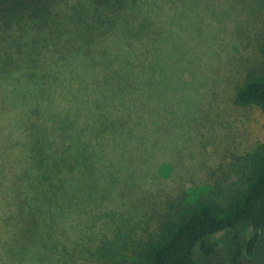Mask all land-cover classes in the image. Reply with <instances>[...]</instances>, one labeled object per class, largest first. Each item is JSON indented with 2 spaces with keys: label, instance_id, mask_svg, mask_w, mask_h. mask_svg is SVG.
I'll return each mask as SVG.
<instances>
[{
  "label": "trees",
  "instance_id": "1",
  "mask_svg": "<svg viewBox=\"0 0 264 264\" xmlns=\"http://www.w3.org/2000/svg\"><path fill=\"white\" fill-rule=\"evenodd\" d=\"M154 1L0 0V81L30 84L39 77L44 96L51 75L68 61L71 91L78 89L73 115L58 102H29L27 88L19 92L26 98L18 101L21 127L15 131L11 121L0 156V264L33 262L28 249L37 239L43 263L49 241L41 239V226L58 214L60 196L69 198L77 167L84 183L111 191L117 176L107 153L138 126L140 93L146 91L141 79L160 60L151 35L158 23L164 25L165 10ZM260 29L264 57V25ZM235 100L264 107L262 69L246 74ZM0 102L6 110L8 102ZM181 192L164 200L149 231L122 229L107 216L108 234L94 246L89 264H210L216 250L210 238L221 231L230 235V264H264V254H257L264 234V144L236 155L193 197ZM244 224L250 226L245 238ZM51 232L52 224L45 233L49 240Z\"/></svg>",
  "mask_w": 264,
  "mask_h": 264
},
{
  "label": "rangeland",
  "instance_id": "2",
  "mask_svg": "<svg viewBox=\"0 0 264 264\" xmlns=\"http://www.w3.org/2000/svg\"><path fill=\"white\" fill-rule=\"evenodd\" d=\"M153 3L164 4L165 10L164 25L158 23V31L151 35L160 60L141 79L146 91L144 96L140 93L144 106L141 116H136L138 126L129 135L123 133V142L118 140L107 153L117 180L110 184L111 191L100 190L90 186L91 180L90 185L84 183L76 168L69 198L60 196L58 214L53 219L47 216L41 226V239L49 241L45 242L42 264H89L94 246L108 234L111 221L107 216H113L112 221L122 229L134 226L141 230L142 226L149 231L165 199L175 197L179 189L180 195L193 197L228 169L236 155L264 144V107L244 106L235 100L246 74L264 71L259 48L264 0ZM159 16L156 12L154 19ZM68 64H59L44 86L49 88L44 96L39 93V77L28 80L35 84L0 81V101L8 102L6 110L0 108L5 125L0 130V156L5 150L2 139L11 133V121L16 122L15 131L21 127L18 101H26L19 93L22 89L33 95L29 102H58L71 107L70 114H74L78 103L73 93L78 89L71 91L75 81L70 78ZM2 76L0 73V79ZM79 92L83 95L82 89ZM101 211L106 215L99 214ZM50 224L53 236L49 240L45 233ZM249 230L248 224L241 227L244 238ZM210 241L216 249L208 259L210 264H230L229 232H218ZM28 250L33 257L30 264H41L43 256L37 260L41 251L38 239ZM257 254H264V234Z\"/></svg>",
  "mask_w": 264,
  "mask_h": 264
}]
</instances>
